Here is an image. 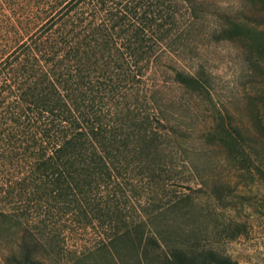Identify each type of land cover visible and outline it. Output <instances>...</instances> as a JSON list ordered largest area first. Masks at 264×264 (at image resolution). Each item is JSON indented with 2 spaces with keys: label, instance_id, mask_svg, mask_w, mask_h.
Returning a JSON list of instances; mask_svg holds the SVG:
<instances>
[{
  "label": "trees",
  "instance_id": "trees-1",
  "mask_svg": "<svg viewBox=\"0 0 264 264\" xmlns=\"http://www.w3.org/2000/svg\"><path fill=\"white\" fill-rule=\"evenodd\" d=\"M243 1L264 12V0ZM208 16L212 43L240 42L264 59L254 37L264 15L208 12L193 0H0L3 264H76L67 241L89 231L84 256L237 264L194 226L203 196L166 187L184 175L178 167H195L192 142L224 148L239 171L264 166L258 117L190 121L192 104L212 102L213 84L202 64L172 63L197 59ZM220 190L205 195L221 201ZM239 227L215 237L234 240Z\"/></svg>",
  "mask_w": 264,
  "mask_h": 264
},
{
  "label": "rangeland",
  "instance_id": "rangeland-1",
  "mask_svg": "<svg viewBox=\"0 0 264 264\" xmlns=\"http://www.w3.org/2000/svg\"><path fill=\"white\" fill-rule=\"evenodd\" d=\"M193 3L208 12L218 10L252 17L264 15L260 4L243 0H193ZM208 17L203 35L197 41V59L172 63L186 72L202 64L213 84L212 102L192 104L196 116L190 121L203 127L213 114L219 113L224 117L231 115L235 122L244 125L252 123L255 116L264 123V59L240 42L212 43L207 31L213 21ZM261 29L264 30V26L256 30ZM254 37L264 45V31H258ZM174 94L181 95L180 92ZM192 143L189 159L195 167H178L177 171H184V175L166 187L183 194L203 196L202 217H194V226L204 232L206 247L229 256L237 264H264V166L255 163L249 172L239 171L224 148ZM193 149L200 150V156L194 154ZM192 174H199L201 179L188 181L187 177ZM213 187L221 189V201L207 199L205 193ZM229 222L239 225L244 233L234 240L215 237L217 231ZM91 233H78L67 241V249L82 257L76 264H132L108 253L90 252L84 256L92 251ZM0 264H3L1 257Z\"/></svg>",
  "mask_w": 264,
  "mask_h": 264
}]
</instances>
